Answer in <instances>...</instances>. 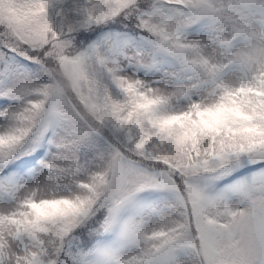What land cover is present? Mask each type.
Here are the masks:
<instances>
[{
    "label": "snow or ice",
    "instance_id": "obj_1",
    "mask_svg": "<svg viewBox=\"0 0 264 264\" xmlns=\"http://www.w3.org/2000/svg\"><path fill=\"white\" fill-rule=\"evenodd\" d=\"M0 264H264V0H0Z\"/></svg>",
    "mask_w": 264,
    "mask_h": 264
}]
</instances>
